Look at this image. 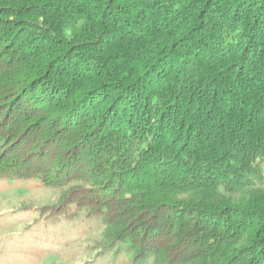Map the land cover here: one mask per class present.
Wrapping results in <instances>:
<instances>
[{
  "label": "trees",
  "instance_id": "1",
  "mask_svg": "<svg viewBox=\"0 0 264 264\" xmlns=\"http://www.w3.org/2000/svg\"><path fill=\"white\" fill-rule=\"evenodd\" d=\"M12 179L135 262L264 264V0H0Z\"/></svg>",
  "mask_w": 264,
  "mask_h": 264
},
{
  "label": "rangeland",
  "instance_id": "2",
  "mask_svg": "<svg viewBox=\"0 0 264 264\" xmlns=\"http://www.w3.org/2000/svg\"><path fill=\"white\" fill-rule=\"evenodd\" d=\"M63 191L36 179L0 180V264H153L135 262L127 242L104 245V226L83 210H40Z\"/></svg>",
  "mask_w": 264,
  "mask_h": 264
}]
</instances>
